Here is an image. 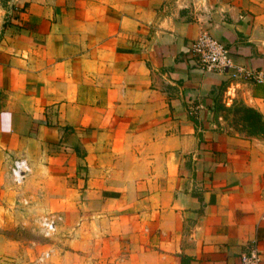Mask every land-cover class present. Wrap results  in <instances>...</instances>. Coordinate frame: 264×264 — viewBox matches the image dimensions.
Listing matches in <instances>:
<instances>
[{"label":"crops","instance_id":"crops-1","mask_svg":"<svg viewBox=\"0 0 264 264\" xmlns=\"http://www.w3.org/2000/svg\"><path fill=\"white\" fill-rule=\"evenodd\" d=\"M202 30L264 70V0H0V264H264V133L239 111L264 123V84L200 69ZM44 216L26 263L4 229Z\"/></svg>","mask_w":264,"mask_h":264},{"label":"built area","instance_id":"built-area-1","mask_svg":"<svg viewBox=\"0 0 264 264\" xmlns=\"http://www.w3.org/2000/svg\"><path fill=\"white\" fill-rule=\"evenodd\" d=\"M190 54L197 66L204 71L229 73L231 77L264 84V70L245 69L235 65L225 43L213 37L207 30H202L199 36L192 40ZM28 171L29 167L24 160H15L10 168L13 183L21 184ZM38 225L45 238H51L57 229L54 216L41 217ZM48 255L49 253L45 252L42 257ZM260 259V253L255 245L241 256L242 264H260Z\"/></svg>","mask_w":264,"mask_h":264},{"label":"rangeland","instance_id":"rangeland-1","mask_svg":"<svg viewBox=\"0 0 264 264\" xmlns=\"http://www.w3.org/2000/svg\"><path fill=\"white\" fill-rule=\"evenodd\" d=\"M37 221H32L29 226L26 228H7L4 229L6 233L5 240L10 241L9 237L13 238L14 236L17 237L21 244H18V249H21L24 251V255L26 256L25 262L30 261V256L28 254H31L36 251L38 248L39 250H42V253L45 252H50L46 251L45 248L41 247V245L44 243L45 239H50V238H45L43 234L40 231L39 225L37 226ZM31 242H41V244L38 243V245L34 246ZM31 243V244H30ZM37 247V248H36ZM24 259V258H23Z\"/></svg>","mask_w":264,"mask_h":264},{"label":"trees","instance_id":"trees-1","mask_svg":"<svg viewBox=\"0 0 264 264\" xmlns=\"http://www.w3.org/2000/svg\"><path fill=\"white\" fill-rule=\"evenodd\" d=\"M241 120L245 123L249 132L264 133V123L261 121L260 115L250 108L239 110Z\"/></svg>","mask_w":264,"mask_h":264}]
</instances>
